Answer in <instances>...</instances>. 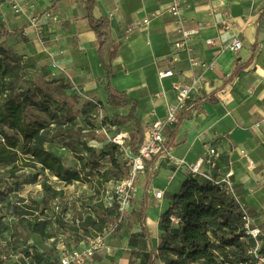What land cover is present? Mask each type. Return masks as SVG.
I'll use <instances>...</instances> for the list:
<instances>
[{
  "label": "crops",
  "instance_id": "obj_1",
  "mask_svg": "<svg viewBox=\"0 0 264 264\" xmlns=\"http://www.w3.org/2000/svg\"><path fill=\"white\" fill-rule=\"evenodd\" d=\"M25 1V13H16L7 3L0 7L1 32L22 29L19 37L27 55L49 68L55 78L64 79L80 101L98 103V107L107 104L106 71L85 0ZM170 1L98 0L95 7L96 16L109 20V48L117 50L111 83L135 99L144 133L150 122L165 116L167 103L174 100L172 82L191 77L189 53L176 47L182 35L168 11ZM187 1L185 28L197 30L189 40L192 54L202 61H214L215 67L207 71L201 94L168 129L167 145L176 157L194 162L204 155V144L214 142L223 162L234 171L242 203L264 233V0ZM34 17L39 18L37 28L31 24ZM234 37L243 43L239 52L229 48ZM208 39L213 43L207 44ZM169 69L174 75L161 79L159 72ZM106 109L113 115L128 111L108 105ZM125 129L129 135L133 132L130 127ZM241 149L248 158L241 155ZM153 163L139 174L131 213L127 210L124 216L128 217L126 224L108 235L107 247L88 264H140L142 257L137 252L159 248L161 217L188 174L166 161L152 170ZM158 190L164 192L163 197L156 196ZM143 215L141 222L138 216ZM144 225L149 234L145 250L130 240ZM158 261L165 264L164 259Z\"/></svg>",
  "mask_w": 264,
  "mask_h": 264
},
{
  "label": "trees",
  "instance_id": "obj_2",
  "mask_svg": "<svg viewBox=\"0 0 264 264\" xmlns=\"http://www.w3.org/2000/svg\"><path fill=\"white\" fill-rule=\"evenodd\" d=\"M97 1L85 0V7L91 30L95 32L99 43L100 61L106 71V103L117 109L128 108L126 113H115L109 123L119 130L124 127L133 129L129 144L132 151L137 153L144 140V127L136 116L135 99L115 89L111 83L117 50L109 48V20L95 14ZM21 31H2L0 37L19 35ZM13 60L8 49L0 45V73L3 78L0 91V167L10 164L15 166L20 161L21 167L40 166L61 181L71 183L82 181L87 169L99 170L101 160L109 155L111 166L103 173L99 171L102 181L113 183L124 178L129 167L112 157V152H98L94 146L86 145L85 151L79 155L81 170H78L68 167L59 155L47 148L48 143L56 142L58 138L68 140L74 135L80 136L83 128L76 125L80 96L70 90V85L64 79H50L46 68L34 79H26L25 85L16 83L13 78L17 76L19 67ZM91 124L88 123L87 127L90 128ZM79 144L76 142L71 146L75 148ZM151 162L148 161V164ZM42 185L45 190L51 191L47 182L43 181ZM52 192L61 193L55 189ZM90 208L92 211L81 225L86 236L101 232L119 218L117 203L108 206L98 200ZM22 214L32 213L27 209ZM171 214L180 218L178 224L171 222ZM144 218L145 215L138 216L141 222ZM47 224L46 219L39 216L32 224V229L42 239L55 238L47 230ZM160 231L163 236L157 250L137 252L142 257L140 264H158L159 259H164L165 264H254L249 261L241 240L244 231L240 204L231 200L218 185L205 179L188 175L183 180L180 190L172 194L169 208L161 217ZM148 236L144 225L142 231L133 234L130 240L145 250ZM227 248H235L239 253L232 254L225 250ZM0 264H7V261L0 260Z\"/></svg>",
  "mask_w": 264,
  "mask_h": 264
},
{
  "label": "rangeland",
  "instance_id": "obj_3",
  "mask_svg": "<svg viewBox=\"0 0 264 264\" xmlns=\"http://www.w3.org/2000/svg\"><path fill=\"white\" fill-rule=\"evenodd\" d=\"M22 43L19 35L7 36L4 39L0 37V45L8 49L13 55V63L19 67V72L13 81L25 85L26 79H34L38 73L44 72V68L47 70L49 68L27 55ZM49 73L50 79H57L51 75V72ZM2 82L0 73V91H2ZM99 104L102 108L98 107V103L80 101L76 125L83 130L79 137L74 135L68 140L58 138L56 142L47 144V148L59 155L72 169L81 170L79 155L85 151L86 145L94 146L98 152H112V157L128 166V158L116 148L114 143L105 135L95 133L94 129L100 125H110L109 119L113 116L107 111V104ZM95 106L98 108L94 110ZM90 122L92 124L88 128L87 124ZM122 130L126 131L125 128ZM115 131L110 129L109 133L113 134ZM76 142L80 144L73 148ZM110 166V156L107 155L101 160L99 170L87 169V174L83 175L82 181L65 183L48 170L44 171L40 166L21 167L20 161L15 166L2 165L0 167L2 193L0 195V253L7 255V264H59L57 246L60 242L66 240L69 245L78 246L87 235L81 229V225L92 211L90 206L98 200L108 206L116 205L114 182L102 181L99 174V171L103 173ZM140 179L141 175L137 177L136 183H139ZM43 181L48 183L51 191L44 189ZM53 189L60 190L61 193L55 194L52 192ZM133 202L127 213H131ZM27 209L32 214L23 215V211ZM39 216L46 219L47 230L52 232L55 238L42 239L35 234L32 224ZM126 218L128 217H125L110 234L121 230L126 224ZM228 251L232 254L239 253L235 248ZM189 264L192 263L189 262Z\"/></svg>",
  "mask_w": 264,
  "mask_h": 264
},
{
  "label": "built area",
  "instance_id": "obj_4",
  "mask_svg": "<svg viewBox=\"0 0 264 264\" xmlns=\"http://www.w3.org/2000/svg\"><path fill=\"white\" fill-rule=\"evenodd\" d=\"M6 3L19 14L25 13L28 8L25 0H0V7ZM187 6V0H171L168 11L174 16L178 25V31L182 35V38L176 42V47L185 48L189 53L191 77L188 81L176 80L172 82L175 98L173 101L167 103L164 117L156 118L147 125L143 143L137 153L131 149L128 132L119 130L117 126L112 125H100L94 129L96 134L105 135L128 158V174L113 183L119 218L117 221L106 226L101 232L86 236L78 246H70L66 240L60 242L57 246L60 255L59 264H88L99 251L107 247L108 235L122 222L126 211L132 205L133 199L135 198L137 177L140 173L147 170L148 161L154 159L155 162L151 166L152 170H158L161 161H166L175 170L185 171L189 176L199 177L218 185L231 200L239 203L241 206L242 228L244 231L241 240L245 245L246 254L250 262L264 264V233L257 224V218L242 203L234 179V171L228 162H223V154L219 147L214 142L207 141L204 144V155L194 162H188L184 158L176 157L172 148L167 145L168 129L177 124L180 113L187 108L194 98L201 94L205 85L207 71L215 67L214 61H202L192 54V47L189 40L197 30L185 28L186 19L184 13ZM47 15L50 16V14ZM38 21L39 18L34 17L31 24L37 28L40 25ZM206 43L212 44L213 41L212 39H208ZM242 47L243 43L238 37H234L229 44V48L236 52H239ZM53 66L58 67L59 65L53 62ZM62 70L65 69L62 68ZM173 75V69L159 72L161 79ZM69 80L73 82L72 77H69ZM99 108L102 107L100 106ZM110 129H115L116 131L110 134ZM241 155L248 158V153L245 149H241ZM249 165V167L253 168V164L250 163ZM163 195L164 192L162 190L156 192V196L159 198L163 197ZM169 218L173 224L180 222V218L176 214H171ZM6 259V254H0V260L6 261Z\"/></svg>",
  "mask_w": 264,
  "mask_h": 264
},
{
  "label": "bare ground",
  "instance_id": "obj_5",
  "mask_svg": "<svg viewBox=\"0 0 264 264\" xmlns=\"http://www.w3.org/2000/svg\"><path fill=\"white\" fill-rule=\"evenodd\" d=\"M56 177V176H55Z\"/></svg>",
  "mask_w": 264,
  "mask_h": 264
}]
</instances>
